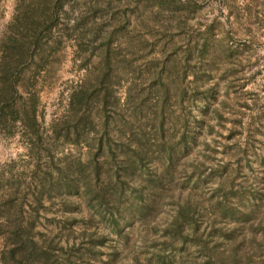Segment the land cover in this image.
<instances>
[{
    "label": "rangeland",
    "instance_id": "rangeland-1",
    "mask_svg": "<svg viewBox=\"0 0 264 264\" xmlns=\"http://www.w3.org/2000/svg\"><path fill=\"white\" fill-rule=\"evenodd\" d=\"M0 264H264V0H0Z\"/></svg>",
    "mask_w": 264,
    "mask_h": 264
}]
</instances>
